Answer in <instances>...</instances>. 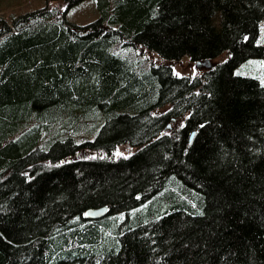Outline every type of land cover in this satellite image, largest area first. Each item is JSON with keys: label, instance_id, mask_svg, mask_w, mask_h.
Wrapping results in <instances>:
<instances>
[{"label": "trees", "instance_id": "16d2710c", "mask_svg": "<svg viewBox=\"0 0 264 264\" xmlns=\"http://www.w3.org/2000/svg\"><path fill=\"white\" fill-rule=\"evenodd\" d=\"M82 1L0 15V264H264V0Z\"/></svg>", "mask_w": 264, "mask_h": 264}, {"label": "rangeland", "instance_id": "374dc122", "mask_svg": "<svg viewBox=\"0 0 264 264\" xmlns=\"http://www.w3.org/2000/svg\"><path fill=\"white\" fill-rule=\"evenodd\" d=\"M51 6H58L63 9L64 4L57 1H50ZM47 5V0H0V15L6 17L7 19L12 16H19L28 11L43 8ZM67 19L70 22L85 25L97 20L100 17V12L97 8L95 0H83L79 4L73 6L69 9L66 14ZM258 43L264 45V19L260 27V35L258 38ZM150 59L154 62H163L172 65L175 73L179 76H196L201 75L205 69H198L196 67L195 61H193L189 56H185L182 59L175 61H167L157 52H145ZM229 57V52H225L219 57L212 59V62L216 65L222 61H225ZM236 74L251 76L259 78L264 82V56L260 58H251L246 62L239 65L236 70ZM168 108L159 109L156 111L157 114L163 113ZM99 128L91 135L90 139H94L98 133ZM134 147L130 145H120L115 151V156H127L134 151ZM92 155H94L92 153Z\"/></svg>", "mask_w": 264, "mask_h": 264}, {"label": "water", "instance_id": "95a60500", "mask_svg": "<svg viewBox=\"0 0 264 264\" xmlns=\"http://www.w3.org/2000/svg\"><path fill=\"white\" fill-rule=\"evenodd\" d=\"M195 63L198 69L209 70L215 67V64L212 62L211 58L197 60L195 61ZM169 128H171V124L168 126V129ZM108 210V206H103L100 208H90L85 211L84 218L89 220L100 219L106 216Z\"/></svg>", "mask_w": 264, "mask_h": 264}]
</instances>
